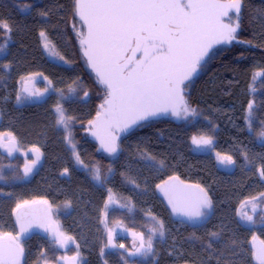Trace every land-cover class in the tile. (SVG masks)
<instances>
[{"label": "trees", "instance_id": "1", "mask_svg": "<svg viewBox=\"0 0 264 264\" xmlns=\"http://www.w3.org/2000/svg\"><path fill=\"white\" fill-rule=\"evenodd\" d=\"M76 20L74 0H0V22L12 29L10 39L0 30V45L6 43L0 52V133L43 143L47 159L38 173L44 177L46 189L36 198L64 201L57 215L65 239L56 243L31 234L21 264H67L73 258L75 264H217L218 259L220 264H250L253 243L259 246L264 241V208L253 212L257 224L243 218L252 213L243 205L264 193V179L257 172L264 168V146L255 135L264 121V0H243L239 41L233 40L210 61L190 91L196 115L136 130L122 140L123 158L118 161L100 155L83 135L84 125L96 117L106 90L82 61L80 38L72 28ZM45 43L51 51L45 49ZM31 88L37 97L34 100H28L34 97L28 96ZM250 102L255 132L248 131L245 119ZM58 104L72 118L64 132L56 123ZM193 136L210 137L212 150L194 152ZM223 147L228 155L244 156L247 152L248 162L236 160L233 172L218 170L211 157ZM74 153L88 169H100L103 179L99 187L92 184L83 165L74 167L75 162L69 161ZM259 155L263 157L257 160L258 165L249 167ZM23 163L20 156L11 158L0 147V175L4 177L0 182L23 190L28 184ZM170 177L208 190L212 208L206 219L194 224L174 215L157 188ZM3 188L0 186V217L11 224L17 203L2 193ZM260 202L264 204V197ZM105 213L109 223L122 221L145 240L162 221L164 237H153L152 253L130 255L134 252L128 239H119L124 243L121 248L105 237L101 226ZM212 232L219 236L211 238ZM210 240L211 249L207 248Z\"/></svg>", "mask_w": 264, "mask_h": 264}, {"label": "snow or ice", "instance_id": "2", "mask_svg": "<svg viewBox=\"0 0 264 264\" xmlns=\"http://www.w3.org/2000/svg\"><path fill=\"white\" fill-rule=\"evenodd\" d=\"M242 5L243 0H75V15L79 17L83 28L87 29L86 35L83 31L78 33L82 37L81 45L86 46L83 54L95 71L99 83L106 89L96 120L89 121L97 129L92 134L100 141L105 152L109 155L117 153L119 137L115 132H128L137 125L142 126V122L161 115L171 114L177 118L196 115L195 109L189 106L185 98V88L198 69L203 67L214 44L231 43L236 39ZM230 12L235 13V24L224 21L225 17L232 20ZM0 30L8 33L10 39L12 29L6 22H0ZM40 35L44 37L45 33L41 32ZM5 47L6 43L0 45V52ZM44 47L51 51L48 43ZM58 58L64 60L63 56ZM69 91L75 89L70 88ZM31 95L34 93H29ZM21 99L18 95L17 102ZM252 110L253 104L250 102L245 118L249 132H255ZM56 113L57 125L63 126L67 131L72 118L65 115L59 104ZM7 135L11 140L15 139L11 137V133ZM255 135L261 146H264V121H261L260 131ZM192 143L197 147L209 146L212 139L193 136ZM34 151L38 153L37 158L32 161L31 166H25V175L31 172L39 160V149ZM216 155L219 163L225 166L236 163L231 156L222 157L220 153ZM75 158L78 164L88 167L83 164L79 154H75ZM244 158L249 160L247 152L244 153ZM145 159L153 158L145 156ZM91 171L94 180L102 181L98 167ZM258 171L264 179V168ZM67 172L68 169L65 168L64 174ZM0 179L4 177L0 175ZM170 181L173 183L170 184ZM157 188L168 199L173 213L186 218L187 222L195 224L206 219L212 208V201L203 188L199 185H185L179 177H170L169 181L157 185ZM261 196L264 197V193ZM256 199L258 198H252L253 212L256 211ZM30 203L47 205L48 201H23L16 205L20 232H0V264H20L24 255L23 236L33 227L44 226L42 222H22L19 210ZM48 211L50 209L43 213L44 217H47ZM32 214L37 215L35 212ZM243 218L255 223L253 217L246 213ZM261 219L264 220V217ZM164 234V224L162 221L158 222V227L151 230L147 240L143 234L140 235L139 248L130 255L152 253L153 237L159 235L163 238ZM54 235L55 242L62 243L59 235ZM209 235L216 238L219 233L212 232ZM252 239L255 241L256 237L253 236ZM207 248H212L211 240ZM252 256L257 264H264V241H260L259 246L253 243ZM217 264H220L219 259Z\"/></svg>", "mask_w": 264, "mask_h": 264}, {"label": "rangeland", "instance_id": "3", "mask_svg": "<svg viewBox=\"0 0 264 264\" xmlns=\"http://www.w3.org/2000/svg\"><path fill=\"white\" fill-rule=\"evenodd\" d=\"M239 21H240V18H239ZM72 28H73L74 35L78 39L81 38V36L78 35V33H80L82 31V28H81V25H80L78 20L73 22ZM239 30H240V27L237 30L236 39L234 40V42H238L239 41L238 40ZM227 48L228 47L222 48L214 57L220 56ZM209 63H208V65H209ZM208 65L202 70V72H201L200 76L198 77V79L205 72V70L208 67ZM197 80H196V82H197ZM196 82L189 88L188 96L186 98V100H187V102H188V104H189V106L191 108H192V104L190 102V91L192 90V88L196 84ZM29 93H32V88H31V90H29ZM29 93H28V96H29ZM105 96H106V91H104V93H103V99H102V101L99 104L98 111H100V105L104 102ZM31 97H33V98H28V100H34V99L37 98L35 94L32 95ZM191 117H192V115H189L187 117H182V118H176L175 121H177V122L181 121L182 122V121L188 120ZM94 119L91 120V121H94ZM58 128H59V131H62V132H64V130H65L63 128V126H59ZM91 128H93V127L89 124V122L84 125V127H83V135L86 138H88L87 134H88V132H89V130ZM8 137H6L5 134L0 133V147L2 148V150L4 152L9 154V156L11 158L20 156L24 160V163L22 165L23 171H24L26 165L31 166L32 165V161L36 160V157H37L38 153L35 152L34 149H39V160L38 161H39L40 164H39V167H35L36 164L38 163V161H37L35 166L32 167L31 173L30 174L28 173V176H27L26 181H25L26 183L28 182V184L26 185V187L23 190H21V188L20 189L16 188V185H14V184H7V182H5V184H4V181H1L0 182V186H3L4 187L3 189L5 190V192L3 191L2 193H5L7 196H10L11 198H13V200H14L13 203H17V204L18 203H22L23 201L31 202V201L45 200L43 198H39V199L36 198V196L43 195L44 194V190L43 189L44 188L46 189V187L43 184L44 177L43 176L40 177L41 175L38 173V170L40 169V167H43V165L45 164L46 159H47V155L45 154V149H43V147H42L43 143H41V142H27V141L19 140V139L15 138V137H14L15 138L14 140H11V138L10 137L8 138ZM122 140L120 142V152L116 156L110 157V159L118 161L119 158H123L122 157L123 156V154H122V150H123V146H122L123 142H122ZM213 144H214V142H212V144L209 145V146L197 147L196 145H194L191 142V147H192L191 149L194 152H197V153H205V152H208V151L212 150ZM223 148L224 149H217V152H215L212 155V157H211V159L214 161L215 166H216V168L218 170L224 171V172H233V171H235L237 169V165L235 163L234 165L225 166V165L219 163V161L217 159V155H216L217 153H220V155L222 157L223 156H231L235 162L238 159L243 161V162H245V163L248 162V161L245 160L244 156H242V155L241 156L240 155L237 156V153H235V152H233L232 155H228L226 153V151L228 149L226 147H223ZM27 157L31 158V159L27 160ZM71 157L72 158H70L69 161L75 162L73 164V166L81 168L82 165L77 163L75 156L73 155ZM261 157H263V156L259 155L257 157L256 156L253 157V158H255V162L253 164H251L249 167H255L256 165H258L257 160L260 159ZM242 164H240V165H242ZM83 169H85L86 172L89 174V178H91L92 184L94 186H96V187H99V181H96V180L93 179L92 171L90 169H88V168H83ZM258 169H261V167L257 168V172L259 173ZM41 182H42V184L40 185ZM14 183L17 184L15 181H14ZM53 183L55 184V182H53ZM32 184H34V185L32 186ZM198 185L200 186V188H203L205 190L207 195L209 194L207 192L208 190L204 186H202L200 184H198ZM79 197H81L80 194H78V198ZM261 197L262 196L257 197L258 199H256V201H255L256 210H259V208H264V204H261V202H260ZM208 198L211 200V196L210 195H208ZM58 199H55V201H52L50 199H49V201L47 200L49 202L47 204V207H48V209H50V211H48V216H47L48 218H47V220L44 223L45 226L44 227L32 228L23 236L22 244H23V248L24 249L27 246L28 238H29L28 236L30 234H40L44 238L56 240V236L54 235V233H56V234L59 235L60 240L65 239V231H64L65 228L62 225L63 222L62 223L60 222L61 221V217L58 216L59 215V211L61 210V208L63 209V207H64V204H63L64 201L62 203ZM53 202H55V203H53ZM62 204H63V207H61ZM59 207H61V208H59ZM118 207H120V206L118 205ZM243 208L246 209L249 212H252L249 215L252 216L253 220L255 221V223H251L249 221H247V222H249L250 224H257L258 223L256 221L257 218L253 215L252 199L250 201H247L243 205ZM13 210H14L13 217L15 219L16 207ZM210 211H211V209L209 210V213H210ZM209 213H208V215H209ZM2 221L3 220H2V216H1L0 217V232H5L6 230H8V232H12L13 234H17V233L20 232V225L17 223L16 219L14 220L15 222H13V223H12V220H11L10 226H6L5 222L3 221V223H2ZM101 226H102V228H103V230L105 232V237L106 238H109V240H110V235H111V240L110 241H112L114 243V245H118V246L119 245H124V243L119 242V239H121V240L128 239L129 240V248H130L131 252L135 253L137 251V248H139L140 236H138L137 234H135V232H133L130 229H128L125 226V224H123L122 221L118 220V221H114L112 223H109L108 220L106 219V216H104V218H102V221H101ZM45 228H48V231H45ZM75 230L77 231L78 228H75ZM254 262H253V257L250 258V264H257V262H255V263ZM67 264H75V260L69 259L67 261Z\"/></svg>", "mask_w": 264, "mask_h": 264}, {"label": "water", "instance_id": "4", "mask_svg": "<svg viewBox=\"0 0 264 264\" xmlns=\"http://www.w3.org/2000/svg\"><path fill=\"white\" fill-rule=\"evenodd\" d=\"M74 2H75V0H74ZM221 2H224V0H221ZM74 11H75V10H74ZM241 14H242V8H241L240 16H241ZM229 15L232 17V20L229 21V19H228L227 17H225V18H224V21H225L226 23H227V22H231V23L235 24V23L237 22V21H236V18H235V13L230 12ZM76 17H77V19H78V21H79V23H80V25H81V28H82L83 33L86 35V33H87V29H86V28H83V26H82V22L79 20V17H78V16H76ZM81 38H82V37H81ZM81 38H80V40H81ZM229 44H230V43H226V44H214V45H213L212 49L210 50L209 56L206 57V58H205V62H203V67L200 68V69H198L197 73L193 76L191 82H189V86H188L187 88H185V91H184L185 98H187V96H188V89H189V88H190V87L196 82V80H197L198 77L200 76L202 70L208 65V63L214 58V56L216 55V53H217L220 49L227 47ZM84 47H86V46H82V51H81V58H82V61H83L84 65H85V67H86L88 73H89V74H90V75H91V76H92V77H93V78L99 83L95 71H93V69L90 67V65L88 64V61H87V57H85L84 54H83V53H84ZM99 84H101V83H99ZM101 85H102V84H101ZM102 86L104 87V85H102ZM104 89H105V87H104ZM105 90H106V89H105ZM168 118H169L170 120H174V121H175L177 117H174V116H172L171 114L161 115V116L153 117V118H151V119L148 120V121H144V122H142V126L137 125V126H135L133 129H130L128 132H115V135H117V136L119 137V139L117 140L118 151H117V153L114 154V155H109L107 152H105V151L103 150V148H101L100 141L97 139L96 136H94V135L92 134L94 131H97L96 128H91V129L89 130V133H88L89 136H88V138H89V139L92 141V143L98 148V153H99L100 155H102V156H104V157H109V158H110V157H114V156H116V155L119 153V151H120V142H121L122 139H124L125 137L131 135V134L134 133L136 130H138V129H140V128H142V127L148 125V124L155 123V122H159V121H162V120H166V119H168ZM172 183H173V182H170V184H172ZM30 208H31V207L26 206L25 208H22V209L19 210L20 213L22 214V217L27 218V217H37V216H38V214L34 216V215L32 214L33 212H31ZM45 208H46L45 205H43V204H37V210H38V211H43V210H45ZM15 216H16V218H17V213H15ZM179 217L184 218V217H182V216H180V215H179ZM23 259H24V255H23V257H21V259H20V264L22 263Z\"/></svg>", "mask_w": 264, "mask_h": 264}, {"label": "flooded vegetation", "instance_id": "5", "mask_svg": "<svg viewBox=\"0 0 264 264\" xmlns=\"http://www.w3.org/2000/svg\"><path fill=\"white\" fill-rule=\"evenodd\" d=\"M221 50V49H220ZM219 50V51H220ZM218 51V52H219ZM217 52V53H218ZM216 53V54H217ZM189 90V89H188ZM169 119V118H168ZM89 133V132H88ZM87 136H89L88 134H87ZM163 194V193H162ZM164 195V194H163ZM165 196V195H164ZM166 198V197H165ZM167 199V198H166ZM167 201H168V199H167ZM29 207H31L30 208V210H31V212H35L36 214H38V216L37 217H27V218H24V217H22V222H24V223H26L27 221H29V220H31L34 224L35 223H38V222H42L43 223V225L45 226V221L47 220V218L48 217H44L43 216V213L46 211V210H48V207H47V205H45L46 206V208H45V210H43V211H38L37 210V204H30V205H28ZM171 206V205H170ZM171 208H172V206H171ZM174 215L177 217V218H179L180 220H185L186 221V218H181V217H179V215H177V214H175L174 213ZM48 216V215H47ZM15 219H16V221H17V218H16V216H15ZM192 223V222H191ZM19 224V223H18ZM5 225L6 226H10V222H5ZM20 225V224H19ZM43 226V227H44ZM33 228H35V227H33ZM7 232H8V230H6ZM5 231V232H6ZM31 235V234H30ZM29 235V236H30Z\"/></svg>", "mask_w": 264, "mask_h": 264}]
</instances>
